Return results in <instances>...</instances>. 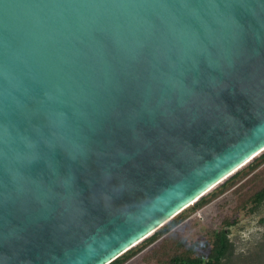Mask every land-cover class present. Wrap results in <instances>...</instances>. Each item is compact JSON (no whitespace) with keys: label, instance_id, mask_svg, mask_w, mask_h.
Wrapping results in <instances>:
<instances>
[{"label":"water","instance_id":"1","mask_svg":"<svg viewBox=\"0 0 264 264\" xmlns=\"http://www.w3.org/2000/svg\"><path fill=\"white\" fill-rule=\"evenodd\" d=\"M264 150V0H0V264H108Z\"/></svg>","mask_w":264,"mask_h":264},{"label":"rangeland","instance_id":"2","mask_svg":"<svg viewBox=\"0 0 264 264\" xmlns=\"http://www.w3.org/2000/svg\"><path fill=\"white\" fill-rule=\"evenodd\" d=\"M247 177L248 175L215 197L209 194L212 189L206 192L205 204L197 208H193L194 204L189 205L175 216L172 231L189 242H197L200 251L206 253L207 248L202 245L210 239L213 231L226 227L230 245L220 264H264V199L256 206L248 205L234 210V189ZM224 219L232 223L227 226ZM159 244L160 238L122 264H158L152 252Z\"/></svg>","mask_w":264,"mask_h":264},{"label":"trees","instance_id":"3","mask_svg":"<svg viewBox=\"0 0 264 264\" xmlns=\"http://www.w3.org/2000/svg\"><path fill=\"white\" fill-rule=\"evenodd\" d=\"M247 175L248 177L234 189L236 194L234 210L245 208L248 205H252V207L256 206L264 199V150L248 161L242 169L233 172L214 186L209 194H212L211 197H215L226 188L235 185ZM216 189L217 191H215ZM204 196H201L192 203L194 204L193 208H197L207 202ZM173 218L108 264H122L142 248L159 238L160 244L152 252V256L156 258L158 264L221 263L230 245L226 227L212 232L210 239L202 245L203 248H207V252L204 253L200 251V245L197 242H189L175 231H172L176 217ZM224 223L228 226L232 222L224 219Z\"/></svg>","mask_w":264,"mask_h":264}]
</instances>
